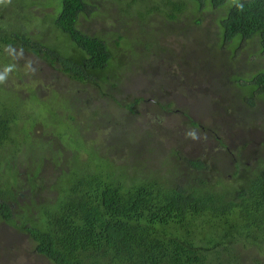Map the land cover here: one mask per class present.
<instances>
[{"label":"trees","instance_id":"16d2710c","mask_svg":"<svg viewBox=\"0 0 264 264\" xmlns=\"http://www.w3.org/2000/svg\"><path fill=\"white\" fill-rule=\"evenodd\" d=\"M49 1L37 10L38 0H0L2 219L27 233L36 251L52 264H264V144L251 156L243 154L245 162L239 152L232 178L221 174L212 159L174 150L172 179L162 163L143 171L137 154L131 152L138 158L131 161L128 151L107 145L101 136L89 138L77 117L82 114L78 102L88 99L69 97L64 88L37 75L31 94L5 92L3 80L16 71L20 53L43 61L51 74L62 73L104 96L122 92L119 80L130 68L126 62L140 57L134 49L157 50L150 41L134 38L132 29L125 34L89 33L88 24L106 15L98 0ZM113 1L123 15L138 22L158 16L174 23L171 30L184 17L195 16L192 23L200 25V12L212 9L219 15L216 31L223 44L215 42L218 49H229V56L236 58L242 48L256 47L264 59V0H133L131 10L126 0ZM29 13L53 19L43 29L28 31L23 20ZM126 43L133 52L122 55ZM31 76L24 74L20 81L25 84ZM229 79L247 107L264 104V67L250 77ZM136 99L139 104L141 98ZM119 106L135 118L141 116L134 106ZM38 126L45 131L37 132ZM94 126V131L104 127ZM118 127L121 131H110L114 136L135 138ZM27 162L33 166L23 172ZM42 175L48 178L38 180ZM25 179L36 183L28 201L21 202ZM45 181L51 196L38 201L35 195L46 187Z\"/></svg>","mask_w":264,"mask_h":264},{"label":"rangeland","instance_id":"374dc122","mask_svg":"<svg viewBox=\"0 0 264 264\" xmlns=\"http://www.w3.org/2000/svg\"><path fill=\"white\" fill-rule=\"evenodd\" d=\"M126 1L127 8L131 10L133 0ZM46 2L47 0H38L40 8L37 10L45 7L43 3ZM96 4L106 11V15L97 16L88 24L89 33L101 36L113 32L125 34L132 29L134 38L142 37L143 40L150 41L148 45L153 44L157 49L154 48L153 53L146 47L134 49L139 52L140 57L126 62L130 68L123 71L126 81L120 84L122 92L104 96L96 94L89 85L74 83L62 73L56 76L52 71L51 74V69L43 61L28 53L16 56L19 58L15 62L16 71L3 80L6 83L5 92L11 96L18 91L25 96L28 91L31 94L37 84L34 75L44 81L49 79L51 86L64 88L66 91L63 93H68L67 96L76 95L88 99L84 103L78 102L77 109L82 114L77 117L82 120V130L89 138L101 136L107 145L115 144V149L128 151L127 159L131 161H138L137 157H140L143 171L153 168L152 163L159 162L165 172L170 169V178L174 179V160L170 153L180 149L190 157L212 159L216 169L222 170L221 174L226 173L224 176L232 178L235 170L233 163L237 158L240 159L239 152L245 162L243 154L251 156L261 143L264 144V104H257L253 109L247 107L238 99L239 93H236L229 79L250 77L264 67V59L257 48H242L236 58L229 56V49H218L215 42L220 46L223 44L216 31V18L219 15L212 9L200 12V17L203 18L200 25L192 23L195 16L190 20L184 17V22L176 24L175 29L171 30L170 24L174 23L163 22L158 16L138 22L136 17L123 15L120 5L113 0H98ZM138 6L137 4L135 7ZM52 19L53 15L42 17L29 13L23 20V26L28 31L40 30L49 26ZM185 27L188 28L183 29ZM236 44L237 41H234V45ZM128 47L127 43L122 46V55L133 52ZM120 59L124 60L122 56ZM24 74L32 75L25 84L20 81ZM23 79L27 80V77ZM136 98H141L139 104H136L139 100ZM65 102L72 106L67 99ZM119 104L134 106L133 110L141 116L135 118L136 116L120 108ZM167 107L170 108L166 109ZM132 117L134 119L130 121ZM191 118L199 122L201 127L192 126ZM101 123L104 127L94 131V125ZM121 125L129 134L134 133L135 138L132 136L127 141L114 136L121 131L118 127ZM209 127H213L214 131ZM111 130L115 131L114 134ZM36 131L41 134L45 129L38 126ZM131 152L137 154V157L131 155ZM120 155L123 157V153ZM168 162L169 166H165ZM26 166H33V163H25L21 167L23 172L28 169ZM46 177L48 178L42 175L38 180ZM23 182L21 196H18L21 202L28 201V192L36 180L33 179L29 184L27 179ZM45 182L46 187L43 184L35 195L38 201L51 196L49 182ZM0 264L52 263L36 251L34 240L27 233L0 216Z\"/></svg>","mask_w":264,"mask_h":264},{"label":"clouds","instance_id":"9594fccd","mask_svg":"<svg viewBox=\"0 0 264 264\" xmlns=\"http://www.w3.org/2000/svg\"><path fill=\"white\" fill-rule=\"evenodd\" d=\"M126 81V79L123 77V75L121 76V78H120V80H119V82H120V84L122 83V82H125ZM120 87L122 88V85H120ZM120 88V89H121ZM18 225V224H17Z\"/></svg>","mask_w":264,"mask_h":264}]
</instances>
